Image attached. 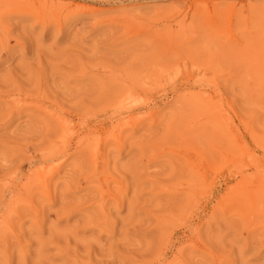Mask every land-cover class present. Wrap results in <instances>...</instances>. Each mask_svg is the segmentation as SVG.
<instances>
[{
	"label": "rangeland",
	"instance_id": "rangeland-1",
	"mask_svg": "<svg viewBox=\"0 0 264 264\" xmlns=\"http://www.w3.org/2000/svg\"><path fill=\"white\" fill-rule=\"evenodd\" d=\"M0 264H264V0H0Z\"/></svg>",
	"mask_w": 264,
	"mask_h": 264
},
{
	"label": "bare ground",
	"instance_id": "bare-ground-1",
	"mask_svg": "<svg viewBox=\"0 0 264 264\" xmlns=\"http://www.w3.org/2000/svg\"><path fill=\"white\" fill-rule=\"evenodd\" d=\"M213 108V107H212Z\"/></svg>",
	"mask_w": 264,
	"mask_h": 264
}]
</instances>
